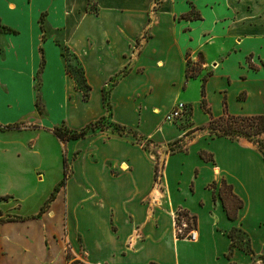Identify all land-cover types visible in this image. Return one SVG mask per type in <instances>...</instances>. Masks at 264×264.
<instances>
[{"label": "crops", "instance_id": "0c3cea01", "mask_svg": "<svg viewBox=\"0 0 264 264\" xmlns=\"http://www.w3.org/2000/svg\"><path fill=\"white\" fill-rule=\"evenodd\" d=\"M59 1L61 22L45 3ZM94 3L92 10L89 0H0V183H12L0 187V264H68L64 240L86 264H264L263 154L244 137L199 128L224 112L264 114V0ZM17 14L28 21L36 55L25 109L16 82L15 64L25 50ZM64 46L83 68L86 100L65 69ZM188 61L198 73L187 78ZM40 67L44 111L36 124L22 126L26 113L35 111ZM48 93L59 110L54 119ZM177 102L187 105L186 112L166 121ZM78 104L82 115L72 112ZM102 116L122 130L104 127L65 141L53 132L60 121L79 130ZM183 117H189L186 126ZM16 123L19 128L5 127ZM56 141L62 172L55 184L65 154L71 169L66 165L64 184L44 211L49 196L25 215L19 192L32 175L42 179L40 164L48 162V146ZM25 154L36 157L33 171H26ZM222 179L242 200L234 218L218 195ZM178 208L195 216V240L176 235ZM232 230L240 240L230 252ZM239 233L251 252L240 247Z\"/></svg>", "mask_w": 264, "mask_h": 264}, {"label": "rangeland", "instance_id": "374dc122", "mask_svg": "<svg viewBox=\"0 0 264 264\" xmlns=\"http://www.w3.org/2000/svg\"><path fill=\"white\" fill-rule=\"evenodd\" d=\"M48 6H51L52 9L54 10V19H56L57 22H61L65 19L64 15H63V5L62 3L59 2H45ZM94 0H89V8L90 9H94ZM16 19H18L20 26H22V28H24L25 30V37H24V55L21 53V55L19 56V61L16 62L15 64V70H17V74H16V82H17V87H18V92H19V96L21 98L22 102V106L23 109L25 108H29V106L31 105L30 102V92H31V88H30V81L31 80V71L32 68L34 66V63L36 61V55L32 52L31 49V32L29 29V24L28 21H26L24 19V17L20 14L15 15ZM40 20L44 21V13H41L40 16ZM66 20V19H65ZM55 34L60 37L61 36V32H59L58 30L54 31ZM67 62H68V69L70 70L71 73H73L76 76H79V70L78 65H77V61L72 57L71 54L68 53L67 55ZM43 67H40L35 74V85H34V108L35 111L34 113L31 112H27L26 115L24 116L23 120L20 121L22 126H26V125H31V124H36V122H38V115L39 113H42L44 111L43 108V103L40 100L39 97V89H40V75H41V71H42ZM72 75V74H71ZM46 100H47V104L50 106L51 108V118H56L57 117V112L59 111L57 106L55 105V96L50 95L49 93L46 94ZM77 110L72 109V112L74 114H79L82 115L83 112L85 111V108L81 105L78 104L76 106ZM87 114H85L86 116ZM109 119H103L101 120L97 126L93 129L90 130L87 134H94V133H98L100 126H102L103 128L105 127H112V125H110L109 123ZM190 123L189 117H183L181 119V124L183 126H186ZM57 126L61 127V128H68L66 123H64V121H60L57 123ZM208 132L210 133V131L208 130ZM128 136L138 140L139 142L148 145V142L145 139L139 138L137 135H133L131 133L127 134ZM57 142V141H56ZM57 144V145H56ZM56 144H49L48 146V151L50 152V154H48V156L50 155L48 162L46 164L42 165V162L40 164V166H42V179L38 180L36 177H34V175H32L29 178V182L26 185V189L25 190H20L21 192L20 195L22 196L21 200H19L18 202H20L21 204V211L22 213H24L25 215H32L34 214L37 209L39 208V206L41 205V203L44 202V200L49 196L50 192L52 191L53 188V184H55V182L57 181V179L60 177L61 175V160L58 158V151H59V143L57 142ZM36 157L32 156V155H24V166L26 168L30 169V171H33V167H35L38 162H36L37 160L35 159ZM65 158H66V165H67V171H70V164H71V159L70 156H66L65 154ZM60 162V164H59ZM34 174V173H31ZM38 175V176H40ZM9 187L12 186L11 182H1L0 183V187ZM13 188V187H12ZM11 188V189H12ZM18 193V194H19ZM48 224L44 223L43 225L41 223L38 224V228L43 229V228H47ZM25 231V228H19V232H23ZM238 236L242 239L243 244L246 243V236L239 233ZM63 239V237L60 236V239ZM66 242L64 240V248H66V252L68 253L69 257H70V261H68L70 264H86L84 263L79 257H77L76 254L72 255V252L70 251V248L67 247ZM80 254L82 255V251H80ZM68 263V264H69Z\"/></svg>", "mask_w": 264, "mask_h": 264}, {"label": "trees", "instance_id": "16d2710c", "mask_svg": "<svg viewBox=\"0 0 264 264\" xmlns=\"http://www.w3.org/2000/svg\"><path fill=\"white\" fill-rule=\"evenodd\" d=\"M68 53L71 54L68 51L67 47L64 46L61 54L65 61V69L67 72L72 74L76 87L82 91L83 99L86 100L89 96L90 86L86 83L83 68L81 67L79 61L76 59V57L73 54L71 55L77 61V65H78L77 69L79 70V76H76L70 72V70L68 69V62H67ZM197 73H198L197 67L194 64H190V62L188 61V64L185 70L186 77L188 78L191 76H195ZM204 81H205V78H203V82ZM200 92L202 96V100H201L202 106L206 111H208V108L206 107L205 101L203 99V95H204L203 83H202ZM103 119H105L104 116H102L101 118H99L98 120L94 122L88 123L87 125L80 128L79 130H72L68 128L63 129L59 126H55L53 129V132L56 135V137L61 141H65L69 139H78L80 137H84L90 130H93L97 126V124ZM5 127L6 128H19L20 125L16 123L12 125H7ZM112 127L120 131L122 130V128L116 124H113ZM199 128L208 129L212 135H223V136L229 137L230 139L244 137L248 139L249 141L253 142L254 144H256L258 149L262 152L263 157H264V114L234 115V114H229L227 112H224L223 115L218 116V117L211 116L208 123ZM100 129H103V127L100 126ZM200 155L203 159H206V160L212 159L211 156L204 151H200ZM63 165H64L63 177L53 187L52 191L49 194V197L44 202V204L41 206L40 212L44 211L45 206L48 204L49 201H51L54 198L55 193L58 191L59 187L64 184L65 178L67 176V172L65 169L66 167L65 158L63 159ZM218 195L221 198L222 205L226 211L227 216L229 218H234L236 216L237 210L242 206V200L238 198L231 191V185L228 184L224 179L221 180V186L219 188ZM214 198H215V195H214ZM228 235L231 238V243H230V247H231L230 252H231L233 246H235L236 242H239L240 239L236 236L234 230L230 231ZM239 245L240 247H242L244 250L248 252L252 251L250 248L248 238H246L245 244L241 243Z\"/></svg>", "mask_w": 264, "mask_h": 264}, {"label": "built area", "instance_id": "2783aa9c", "mask_svg": "<svg viewBox=\"0 0 264 264\" xmlns=\"http://www.w3.org/2000/svg\"><path fill=\"white\" fill-rule=\"evenodd\" d=\"M186 108L187 105L184 102H177L165 115L164 119L166 121H174L186 112ZM173 218L174 229L178 237L190 240L196 239V221L195 216L191 212L178 208L173 212Z\"/></svg>", "mask_w": 264, "mask_h": 264}]
</instances>
